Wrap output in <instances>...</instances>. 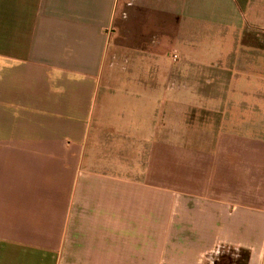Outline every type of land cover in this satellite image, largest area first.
I'll return each mask as SVG.
<instances>
[{
    "label": "crops",
    "instance_id": "0c3cea01",
    "mask_svg": "<svg viewBox=\"0 0 264 264\" xmlns=\"http://www.w3.org/2000/svg\"><path fill=\"white\" fill-rule=\"evenodd\" d=\"M234 3L0 0V264H264V52L212 68L193 31L243 26ZM184 107L216 114L202 141Z\"/></svg>",
    "mask_w": 264,
    "mask_h": 264
},
{
    "label": "rangeland",
    "instance_id": "374dc122",
    "mask_svg": "<svg viewBox=\"0 0 264 264\" xmlns=\"http://www.w3.org/2000/svg\"><path fill=\"white\" fill-rule=\"evenodd\" d=\"M234 1V4L237 5L240 12H242L246 17V21L243 26H239L235 23L231 25L211 23V25L195 27L193 29L195 35L194 38L199 39L201 37V39L204 41L203 44L208 46L205 51L202 52L205 54L203 61H205L207 64L209 63V67H216L218 62L221 63L224 61L223 59L226 55L230 56L231 54L236 53L239 48L238 43L243 36L246 41L257 40L256 43L253 41V45L258 47L259 52H264V0ZM166 17L167 16L162 15L161 18L163 21H161L164 25L161 24L160 26L158 25V27L161 33H167L168 35L163 34L161 37L158 32L149 34L150 39H148L146 46L149 48V53L158 57L159 61L161 62V79L163 78L162 82H169L171 84V80H169V73L172 70L175 71V68L180 67L181 61L178 53L173 52L174 37H171V35L176 36L177 27L172 25V23ZM182 30L183 33L180 34V36H190L193 32H188L186 28H182ZM153 36L156 37L157 44L155 42H153V44L150 43ZM158 39L161 40L160 45ZM196 52L197 51H192L191 55L188 52V55H190V57H194ZM199 55L200 57H203L201 56L202 54ZM173 56H177L178 60L174 61ZM193 59H196V57ZM179 81L176 82V87L184 84V80ZM171 112L172 116L176 118L174 108H172ZM261 113V115H263L262 118H264V111ZM212 115L216 116L215 113L210 111H206L205 115H203L201 108H179L177 113L178 117L175 119V122L177 121V123H175L174 126L175 129L179 131L180 144L182 143V140L185 141L184 139L187 138H191V140L196 139L198 141H202L203 138L198 139L197 137H204V118L211 117ZM189 123L191 126H188ZM168 124L170 123L168 122ZM190 127H192V129ZM190 132L195 133V137H192ZM206 134H210V132H207ZM223 258L224 260H227L228 263L231 262L239 264V262H241L240 264H245L247 255L244 253H237V256L235 257L234 254L227 253L223 255Z\"/></svg>",
    "mask_w": 264,
    "mask_h": 264
},
{
    "label": "built area",
    "instance_id": "2783aa9c",
    "mask_svg": "<svg viewBox=\"0 0 264 264\" xmlns=\"http://www.w3.org/2000/svg\"><path fill=\"white\" fill-rule=\"evenodd\" d=\"M174 61L178 60L177 56H173Z\"/></svg>",
    "mask_w": 264,
    "mask_h": 264
}]
</instances>
